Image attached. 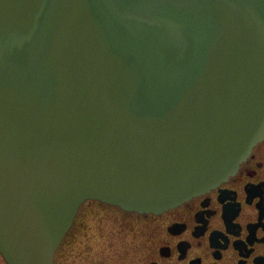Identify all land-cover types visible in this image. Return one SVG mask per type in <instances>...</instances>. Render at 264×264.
I'll use <instances>...</instances> for the list:
<instances>
[{"label":"water","instance_id":"water-1","mask_svg":"<svg viewBox=\"0 0 264 264\" xmlns=\"http://www.w3.org/2000/svg\"><path fill=\"white\" fill-rule=\"evenodd\" d=\"M264 141V0H0V253L55 264L83 203L162 214Z\"/></svg>","mask_w":264,"mask_h":264},{"label":"flooded vegetation","instance_id":"flooded-vegetation-1","mask_svg":"<svg viewBox=\"0 0 264 264\" xmlns=\"http://www.w3.org/2000/svg\"><path fill=\"white\" fill-rule=\"evenodd\" d=\"M122 212L134 221L130 264H264V142L206 194L160 215Z\"/></svg>","mask_w":264,"mask_h":264},{"label":"rangeland","instance_id":"rangeland-1","mask_svg":"<svg viewBox=\"0 0 264 264\" xmlns=\"http://www.w3.org/2000/svg\"><path fill=\"white\" fill-rule=\"evenodd\" d=\"M126 216L115 206L87 201L56 252V264H130L134 234L127 227L133 220ZM0 264H7L1 254Z\"/></svg>","mask_w":264,"mask_h":264}]
</instances>
